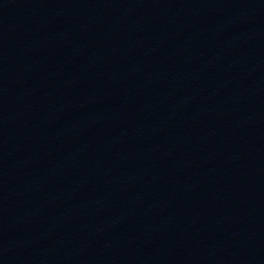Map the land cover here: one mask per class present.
Masks as SVG:
<instances>
[{
  "label": "water",
  "instance_id": "95a60500",
  "mask_svg": "<svg viewBox=\"0 0 264 264\" xmlns=\"http://www.w3.org/2000/svg\"><path fill=\"white\" fill-rule=\"evenodd\" d=\"M0 264H264V0H0Z\"/></svg>",
  "mask_w": 264,
  "mask_h": 264
}]
</instances>
